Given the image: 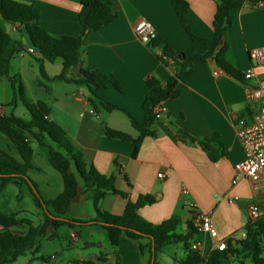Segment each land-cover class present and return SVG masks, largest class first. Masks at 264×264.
Returning <instances> with one entry per match:
<instances>
[{"label":"crops","instance_id":"1","mask_svg":"<svg viewBox=\"0 0 264 264\" xmlns=\"http://www.w3.org/2000/svg\"><path fill=\"white\" fill-rule=\"evenodd\" d=\"M13 1L38 9L39 26L54 38L79 37L82 34L78 24L80 0ZM184 1L188 5L186 18L190 33L211 44L214 36L212 23L218 0ZM243 1L242 7L229 11L231 27L225 31L222 40L227 46L225 60L239 78H234L221 69L220 77L214 78L213 71L219 67L213 60L195 64L185 83L177 86L179 97L162 103L165 113L154 123L155 136L146 137L135 155L132 142L107 138L103 131L108 127L136 139L139 134L132 128L126 113L142 122V104L149 92L147 79L154 77L164 84L174 74L173 67L164 65L157 57L162 53L161 47L152 52L137 39L134 25L138 20L144 19L150 23L157 37L175 52L189 49L190 36L181 25L173 0H109L117 17L109 26L90 35L86 46L81 50L82 67L114 77L119 90L107 84L106 88L97 92L100 100L96 99L91 104V95L86 87L82 86L83 90L79 91L78 86L81 85L68 83L58 112L49 99L30 98L33 102L46 103L50 108L49 119L65 131L69 140L81 151L85 163L105 176H114L116 188L127 194V199L113 194L106 195L100 202L99 208L102 211L122 215L127 201L135 202L138 196L148 194L154 197L155 202L141 208L140 217L154 225L175 218L179 224L177 234L185 235L187 221L192 215L191 207L195 205L210 215L211 224L221 239L236 236L244 229L251 205L259 206L260 216H264V185H254L247 179L232 184L235 178L234 166L244 159L236 137L237 125L240 120H249L257 109V106L247 100L245 93V85H254L255 80L246 81L243 74L253 69L257 78L264 80V67H259L249 57L251 50L264 47V8L254 5L250 0ZM0 27L13 41L22 43L14 36L17 32L23 35L17 26L10 25L9 31L7 23L0 20ZM24 48V52L16 55L21 60L31 48L30 43ZM11 49L12 47L7 56ZM32 55L39 58V61L36 59L39 74L42 71L46 74L49 69L48 80L60 74V59L53 63H42L38 54ZM11 59L9 64L13 68H10L9 76H19L26 86L25 72L36 71L35 67L31 63H17L15 59L11 63ZM5 79L10 83L8 78ZM39 85L42 86V83ZM48 90L49 96L58 101V94ZM107 106H116L123 111H108ZM0 112L7 115L5 106L2 105ZM178 130L195 138L216 137L224 155L216 162L210 161L197 144L179 140ZM33 145L34 143L32 147ZM0 150L18 158L16 147L1 133ZM35 157L33 147V166L42 172L30 174H43V170L34 164ZM46 160L48 162V152ZM159 173H163L165 178L159 179ZM8 186L23 193L26 185L12 181L0 195L5 193ZM60 190L58 195L63 191V184ZM35 210L38 223L32 222L38 225L42 223L39 221L41 212L36 207ZM0 211L3 212L1 209ZM11 212L17 213L19 218H27L20 217L23 212L21 210L10 209L3 213ZM94 217L89 192L78 179L77 196L71 201L65 214L67 220L76 222L71 228L65 226L69 228L68 245L59 243L57 249L45 255L41 253V246L38 256L46 257L48 262L27 254L21 257L24 259L22 264H151L153 255L147 247V239L133 241L123 236L117 248H103L94 235L96 229L101 228L90 223ZM72 233L76 235L75 239H71ZM58 238V235L52 237ZM195 239L205 256H208L212 250L210 240L203 234H198ZM140 245L146 247L142 253L139 251ZM163 251L155 256L157 264H177L186 257L184 248L179 259L173 257L166 260ZM227 257L222 264H233L234 257L229 254Z\"/></svg>","mask_w":264,"mask_h":264},{"label":"trees","instance_id":"2","mask_svg":"<svg viewBox=\"0 0 264 264\" xmlns=\"http://www.w3.org/2000/svg\"><path fill=\"white\" fill-rule=\"evenodd\" d=\"M264 8V0H259ZM243 0H218L213 18V41L209 44L206 40L190 33L187 26L188 5L184 0H173V7L178 15L182 27L190 36V47L185 52H175L159 37L153 39L147 47L152 52L162 48L158 59L167 66H172L174 74L166 83H161L154 77H149L146 85L149 92L142 104L144 119L138 122L128 113L130 124L138 132L136 139L128 134L104 128V135L110 139L132 142L134 155L146 137H154V123L157 121L155 108L170 99L179 97L177 86L185 83L187 77L193 72V67L198 63L213 60L219 69L234 78H239L232 67L226 62L224 54L227 46L223 44V35L231 27L229 11L242 7ZM255 5V4H254ZM78 24L82 29L79 37L54 38L39 26L40 12L34 6L18 3L13 0H0V20L7 24L17 26L24 33L30 46L39 55L42 63H53L60 59L62 70L53 80L74 83L88 89L91 104L100 100L97 92L111 85L119 90V85L114 77L105 75L100 71H90L82 67V48L86 46L91 34L102 27L109 26L116 14L111 9L109 0H80ZM12 47L9 56L7 52ZM22 43L13 41L11 36L0 27V79L8 78L14 93V98L9 106H15L19 99L29 114V120L15 117L13 114L5 115L0 112V133L6 137L17 149L18 158L0 150V193L12 181L26 185L35 207L42 213V223L34 225L28 218H19L17 213H3L0 211V264H13L27 254L36 259L48 262L44 256H38L41 251V239L48 229L52 230V237L62 227H73L76 222L67 220L65 214L71 201L78 193V179L82 182L92 200L95 217L92 225L103 229L107 233L111 247L117 248L121 237L133 241L147 239L148 248L155 256L165 247L181 243L186 251V257L177 264H222L228 254L244 264L245 259H250L252 264H264V216L256 221H248L244 227L246 239L232 245L228 242L227 250H212L203 258L191 246L196 241L198 233L192 224V219L187 221L185 235H178V221L175 218L165 220L159 224H151L139 215V210L147 205L154 204L151 195H140L135 202L127 201L122 215L116 216L102 211L99 206L108 194L118 195L127 199V194L115 186L114 176H105L93 166H88L81 151L69 140L65 131L49 119L50 108L42 101L33 102L28 96L25 86L19 76L10 77V58L24 52ZM43 74V72H42ZM47 91L48 88L45 87ZM2 105L0 104V108ZM108 111L122 110L116 106H107ZM123 111V110H122ZM179 140L188 144H197L210 161L216 162L224 155L221 144L216 137L195 138L182 130H178ZM49 139L53 146L48 148V164L61 177L63 191L55 199L45 201L41 197L37 184L30 178L31 172L41 173L40 169L33 166L32 144L43 145ZM192 214V213H191ZM145 246L140 245V253ZM152 262V261H151Z\"/></svg>","mask_w":264,"mask_h":264},{"label":"rangeland","instance_id":"3","mask_svg":"<svg viewBox=\"0 0 264 264\" xmlns=\"http://www.w3.org/2000/svg\"><path fill=\"white\" fill-rule=\"evenodd\" d=\"M7 29L10 31V24H7ZM14 36L18 38L20 41H22L24 47L26 48L28 47L29 45L28 39L24 33L22 35L19 34V32H17L14 34ZM14 59L16 60L17 63L20 62H23V64L31 63L32 66H34L36 69V71L34 70L33 72H30L29 70L25 72L24 77L26 81L25 87H26L27 96L32 100H40L44 98L47 100L49 99L50 104L54 105L56 107V111L58 112V107L61 106L60 103L63 100V93L68 83L53 79L48 80L47 76H49V72H50L49 69L46 70V74L44 73V71H42L43 74L41 73L39 74L37 69V61H36V59H38L39 61V58L33 56L32 54L29 55L27 53L24 59L22 60L18 56L17 57L14 56L11 59L12 60L11 63H13ZM10 68H13V65ZM39 83H42V86H40ZM45 87L58 94V98H57L58 101L54 100V97L49 96L48 93L49 91L47 92ZM78 87L80 89L79 91L83 90L81 88L82 86H78ZM13 98H14V93L10 83H8V81L5 78L0 79V103L3 106H5L7 115L13 114L15 117L21 118L23 120H29V114L19 99L17 100L15 106L13 107L9 106V104L12 103ZM50 146H53V144L51 143V141H49V139H46L43 142V145H37L36 143H34L33 147L36 153L34 164L43 170V174H34V173L29 174L30 178L38 185V191L43 199H53L54 197H56L58 193H60L61 191L60 189L63 184L60 175L50 167V165L46 160L48 148ZM19 193L14 187L8 186L5 193L3 195H0V209L3 212L9 211L10 209L12 211L21 210L23 212L20 213V217H27L33 220L34 223H38L36 216L37 214L35 213L36 210L34 206V201L32 199L30 192L28 191V188L24 186L23 193L22 192ZM18 194L20 197L17 199L16 196L18 197ZM42 220L43 217L41 213V218L39 219V221ZM75 231L79 232L78 229H75ZM68 233H69V228L62 227L57 232L59 238L52 239V230L48 229L45 236L41 239V246H42L41 253L44 255L51 254L55 248L57 249V245L59 243L68 245L69 242ZM94 235L101 242L103 248L112 249V247H110V245L108 244L107 241L108 237L106 236L107 234L105 233V231L101 229H96V233ZM102 236H104V239ZM183 253H184L183 246L181 243H178L176 245L165 247L162 254L166 258V260H168L169 258H173V257L179 259L180 257H182ZM23 260H24L23 258H19L16 261V263L13 264H22ZM239 261L240 260L234 258V261L232 263L240 264ZM244 262L245 264H252V262L249 259L245 260Z\"/></svg>","mask_w":264,"mask_h":264},{"label":"built area","instance_id":"4","mask_svg":"<svg viewBox=\"0 0 264 264\" xmlns=\"http://www.w3.org/2000/svg\"><path fill=\"white\" fill-rule=\"evenodd\" d=\"M250 2L256 6H262L259 0H250ZM134 33L137 39L146 46L157 37L151 24L144 19L136 22ZM27 53L35 54L36 52L30 48ZM249 57L259 67H264V47L251 50ZM221 74L220 69L213 71L214 78L220 77ZM243 78L246 81L255 80L254 85H245V93L247 100L257 106V109L249 120H240L237 125L236 137L243 150L244 159L234 166L235 178L232 184H236L241 179H247L254 185H264V80L258 79L253 69L247 70L243 74ZM155 113L157 120L164 116L165 108H163L162 103L155 108ZM157 177L164 179L165 175L159 173ZM191 210L193 227L198 234H203L210 240L212 250L225 251L228 242L234 245L236 242L246 239L245 229L240 230L236 236L226 239L219 238L211 224L210 215L195 205H192ZM259 212V206L251 205L248 209V221H256L260 217ZM1 230L2 227L0 226ZM70 237L75 239L76 235L72 233ZM191 248L206 258L207 255L205 256L198 242L193 243Z\"/></svg>","mask_w":264,"mask_h":264},{"label":"water","instance_id":"5","mask_svg":"<svg viewBox=\"0 0 264 264\" xmlns=\"http://www.w3.org/2000/svg\"><path fill=\"white\" fill-rule=\"evenodd\" d=\"M191 218H192V215H190V219H191ZM151 264H153V260H152Z\"/></svg>","mask_w":264,"mask_h":264}]
</instances>
